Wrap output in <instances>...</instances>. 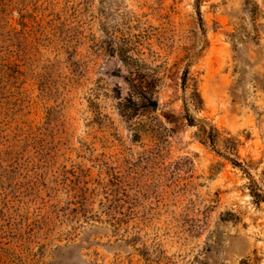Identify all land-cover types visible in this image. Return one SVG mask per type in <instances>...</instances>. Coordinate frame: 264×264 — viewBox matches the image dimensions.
<instances>
[{"label":"rangeland","instance_id":"obj_1","mask_svg":"<svg viewBox=\"0 0 264 264\" xmlns=\"http://www.w3.org/2000/svg\"><path fill=\"white\" fill-rule=\"evenodd\" d=\"M264 0H0V264H264Z\"/></svg>","mask_w":264,"mask_h":264},{"label":"trees","instance_id":"obj_2","mask_svg":"<svg viewBox=\"0 0 264 264\" xmlns=\"http://www.w3.org/2000/svg\"><path fill=\"white\" fill-rule=\"evenodd\" d=\"M252 192H253V194H254V196L257 198V199H259V200H264V195L262 194V193H260V192H258V190L255 188V186H256V182L253 180L252 181Z\"/></svg>","mask_w":264,"mask_h":264}]
</instances>
